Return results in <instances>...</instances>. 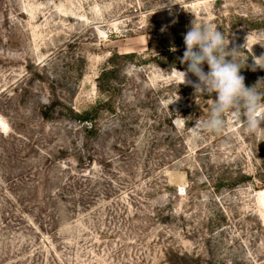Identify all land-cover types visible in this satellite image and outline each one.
Listing matches in <instances>:
<instances>
[{
	"label": "rangeland",
	"instance_id": "rangeland-1",
	"mask_svg": "<svg viewBox=\"0 0 264 264\" xmlns=\"http://www.w3.org/2000/svg\"><path fill=\"white\" fill-rule=\"evenodd\" d=\"M193 22L264 80V0H0V264H264V133L193 128Z\"/></svg>",
	"mask_w": 264,
	"mask_h": 264
},
{
	"label": "clouds",
	"instance_id": "clouds-1",
	"mask_svg": "<svg viewBox=\"0 0 264 264\" xmlns=\"http://www.w3.org/2000/svg\"><path fill=\"white\" fill-rule=\"evenodd\" d=\"M229 43L227 36L208 24L193 22L184 34L186 50L180 62L186 64L187 68L186 71L176 70V76L181 83L191 85L196 93L209 97L215 93V99H209L206 118L203 121L199 118L193 128L197 132L219 134L226 126L225 114L233 113L243 118L242 122L249 134H262L264 128L260 125L264 122V91L258 85L264 80H258L251 87L245 85V77L240 72L246 62L242 66L237 61L232 54L239 51L235 48L229 51ZM253 60V71L256 67L264 69V55L253 56ZM204 64L208 65L207 72L204 71ZM188 73L197 77V81L187 79Z\"/></svg>",
	"mask_w": 264,
	"mask_h": 264
},
{
	"label": "trees",
	"instance_id": "trees-1",
	"mask_svg": "<svg viewBox=\"0 0 264 264\" xmlns=\"http://www.w3.org/2000/svg\"><path fill=\"white\" fill-rule=\"evenodd\" d=\"M87 121H89L87 118H85Z\"/></svg>",
	"mask_w": 264,
	"mask_h": 264
}]
</instances>
